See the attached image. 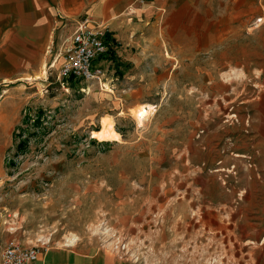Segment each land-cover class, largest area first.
Returning a JSON list of instances; mask_svg holds the SVG:
<instances>
[{"label": "rangeland", "instance_id": "1", "mask_svg": "<svg viewBox=\"0 0 264 264\" xmlns=\"http://www.w3.org/2000/svg\"><path fill=\"white\" fill-rule=\"evenodd\" d=\"M262 4L243 72L190 67L131 94L109 52L107 86L64 87L51 54L39 75H0V262L19 241L133 264H264ZM109 125L118 136L101 138ZM246 235L259 239L245 258Z\"/></svg>", "mask_w": 264, "mask_h": 264}, {"label": "crops", "instance_id": "2", "mask_svg": "<svg viewBox=\"0 0 264 264\" xmlns=\"http://www.w3.org/2000/svg\"><path fill=\"white\" fill-rule=\"evenodd\" d=\"M262 2L0 0V75L24 79L41 74L51 46L70 32L72 20L86 14L107 26L118 42L116 57L128 64L121 69L131 94H146L149 83L172 82L175 77L184 81L185 68L190 67L230 66L243 72V29L262 12ZM255 239L259 235L243 236V253H249L245 258L252 257ZM35 264L133 263L102 248L50 245L41 249Z\"/></svg>", "mask_w": 264, "mask_h": 264}, {"label": "built area", "instance_id": "3", "mask_svg": "<svg viewBox=\"0 0 264 264\" xmlns=\"http://www.w3.org/2000/svg\"><path fill=\"white\" fill-rule=\"evenodd\" d=\"M107 26L96 23L86 14L71 21L70 32L50 48L49 68L58 67V78L65 87L70 82H109L106 56L117 43L107 38ZM108 80V81H107ZM41 248L11 242L2 251L0 264H35Z\"/></svg>", "mask_w": 264, "mask_h": 264}, {"label": "bare ground", "instance_id": "4", "mask_svg": "<svg viewBox=\"0 0 264 264\" xmlns=\"http://www.w3.org/2000/svg\"><path fill=\"white\" fill-rule=\"evenodd\" d=\"M99 134H100L101 138H104V137L110 136V135L118 136V133L114 130V128H112V125H109L108 127H105L102 130H100ZM69 238H70L71 242L74 239V237H69Z\"/></svg>", "mask_w": 264, "mask_h": 264}, {"label": "trees", "instance_id": "5", "mask_svg": "<svg viewBox=\"0 0 264 264\" xmlns=\"http://www.w3.org/2000/svg\"><path fill=\"white\" fill-rule=\"evenodd\" d=\"M107 38H110L111 41L114 40V38L111 37V35H110L109 33L107 34ZM110 53H112V54H110V57H113V60L116 61L117 68H121V66H122V67H123V66H126V67L128 66V64H123V63H121V62L118 60V57H116V55L114 54V48L110 50Z\"/></svg>", "mask_w": 264, "mask_h": 264}]
</instances>
